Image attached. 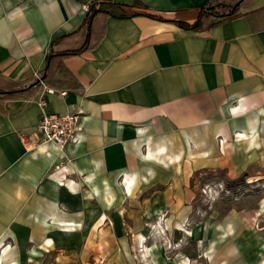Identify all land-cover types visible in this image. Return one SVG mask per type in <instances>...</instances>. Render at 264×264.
Listing matches in <instances>:
<instances>
[{
    "label": "crops",
    "instance_id": "obj_1",
    "mask_svg": "<svg viewBox=\"0 0 264 264\" xmlns=\"http://www.w3.org/2000/svg\"><path fill=\"white\" fill-rule=\"evenodd\" d=\"M91 1L0 0V264H119L123 204L138 213L140 184L143 213L155 217L193 198L196 174L264 170V0L200 31L175 21L194 22L209 0H110L164 20L98 15L95 46L55 57L33 84ZM41 93L50 112L81 117L64 150L36 133Z\"/></svg>",
    "mask_w": 264,
    "mask_h": 264
},
{
    "label": "rangeland",
    "instance_id": "obj_2",
    "mask_svg": "<svg viewBox=\"0 0 264 264\" xmlns=\"http://www.w3.org/2000/svg\"><path fill=\"white\" fill-rule=\"evenodd\" d=\"M190 184L192 199L186 197L180 206L172 204L155 217L143 213L147 191L146 183L140 184L144 193L139 196L138 213L133 210L126 216L130 206L123 204L119 264H264V170L255 167L236 179L222 171L196 174ZM182 207L187 210L184 216L179 213ZM115 247L120 253L119 245ZM74 260L57 264L110 263L98 255L84 262L79 257Z\"/></svg>",
    "mask_w": 264,
    "mask_h": 264
},
{
    "label": "trees",
    "instance_id": "obj_3",
    "mask_svg": "<svg viewBox=\"0 0 264 264\" xmlns=\"http://www.w3.org/2000/svg\"><path fill=\"white\" fill-rule=\"evenodd\" d=\"M243 0H237L235 2H230L227 0H209L206 5H204L198 11L197 18L192 23L182 22V21H175V23L180 26L181 28L193 30V31H200L205 28L214 26L218 23L231 20L238 16V10L241 6ZM132 8H136L140 11H132ZM227 9L226 12L219 13L217 9ZM102 15L106 17H116V18H124V17H134V16H147L153 19L164 20L158 14L150 11L145 5L142 4H121V3H113L110 0H92L88 4V9L86 12V17L84 19V23L80 26V28L69 35L60 37L57 41H54L51 45L49 53L47 54V65L45 70L39 74L34 80L33 84H39L42 81H45L48 77V72L51 67V62L55 57H65L70 55H76L86 49H89L95 46L96 42L101 38L98 36L95 39L93 44L90 43V38L93 34V21L96 16ZM85 33V39L81 43L80 46L66 49L62 52L56 53L54 51V46L59 43L62 39L68 38L70 36H74L79 32ZM27 87L23 88L20 91H25ZM245 177V175L243 176Z\"/></svg>",
    "mask_w": 264,
    "mask_h": 264
},
{
    "label": "built area",
    "instance_id": "obj_4",
    "mask_svg": "<svg viewBox=\"0 0 264 264\" xmlns=\"http://www.w3.org/2000/svg\"><path fill=\"white\" fill-rule=\"evenodd\" d=\"M45 92L53 93L49 89ZM36 102L41 110L36 127V133L41 138L40 142H51L59 150H64L70 143H74L82 128L80 115L77 112L66 114L50 112L44 93L39 94ZM60 170H63V167L56 166V171Z\"/></svg>",
    "mask_w": 264,
    "mask_h": 264
}]
</instances>
